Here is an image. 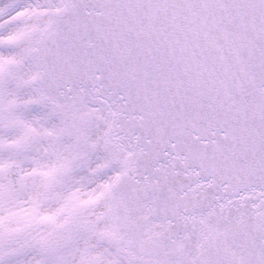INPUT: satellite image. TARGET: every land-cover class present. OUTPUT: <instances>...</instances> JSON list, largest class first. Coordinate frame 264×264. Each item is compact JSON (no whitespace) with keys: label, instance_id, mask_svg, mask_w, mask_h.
Wrapping results in <instances>:
<instances>
[{"label":"snow or ice","instance_id":"1","mask_svg":"<svg viewBox=\"0 0 264 264\" xmlns=\"http://www.w3.org/2000/svg\"><path fill=\"white\" fill-rule=\"evenodd\" d=\"M0 264H264V0H0Z\"/></svg>","mask_w":264,"mask_h":264}]
</instances>
